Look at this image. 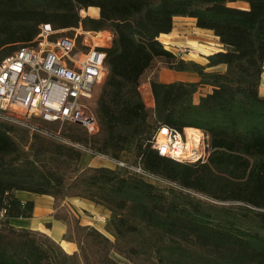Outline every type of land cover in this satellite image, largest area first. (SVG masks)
Returning <instances> with one entry per match:
<instances>
[{"label": "trees", "instance_id": "obj_1", "mask_svg": "<svg viewBox=\"0 0 264 264\" xmlns=\"http://www.w3.org/2000/svg\"><path fill=\"white\" fill-rule=\"evenodd\" d=\"M95 5L96 18L80 15ZM177 15L193 17L223 47L204 63L176 57L158 35L171 30ZM78 21L113 31L105 48L108 72L94 106L97 131L70 123L58 135L129 162L141 156L144 169L172 184L81 164L77 147L0 118V264H264V0H0V59L31 40L40 22L61 28ZM157 60L196 71L198 79L162 81L152 70L147 107L138 85ZM202 85L211 89L194 101ZM31 120L58 129L57 121ZM160 123L205 132L207 159L182 162L156 153L148 139ZM16 191L51 195L55 207L70 196L101 204L110 211L112 237L56 209L77 246L68 253L45 233L11 223L33 209Z\"/></svg>", "mask_w": 264, "mask_h": 264}, {"label": "built area", "instance_id": "obj_2", "mask_svg": "<svg viewBox=\"0 0 264 264\" xmlns=\"http://www.w3.org/2000/svg\"><path fill=\"white\" fill-rule=\"evenodd\" d=\"M104 31L87 29L81 21L76 26L61 28L40 22L31 40L21 43L0 59V118L17 122L29 131L38 130L58 137L92 157H102L115 168L128 169L158 184H172L144 169L141 156L135 162H129L124 158L95 152L84 143L41 128L31 120L36 117L60 124L74 123L88 134L97 131L94 106L108 72L104 61L105 48L110 45L112 38L111 32L108 35ZM191 48L188 44H180L170 50L176 57L184 58L194 53ZM156 127L148 139L149 146L156 153L177 161L183 155H191L193 148L185 127L179 130L162 123ZM161 130L163 134L159 137ZM205 145L207 159L210 153L207 134ZM4 213L5 208H0V216ZM99 218L104 219L103 216Z\"/></svg>", "mask_w": 264, "mask_h": 264}, {"label": "crops", "instance_id": "obj_3", "mask_svg": "<svg viewBox=\"0 0 264 264\" xmlns=\"http://www.w3.org/2000/svg\"><path fill=\"white\" fill-rule=\"evenodd\" d=\"M235 2V3H234ZM231 5L239 7H247V2L245 1H234ZM234 3V4H233ZM82 11V12H81ZM81 16L89 15L92 17H97L99 15V8L95 6H88L86 8H81ZM107 29V28H104ZM171 30L168 33H160L158 39L164 43V45L172 49L174 46L186 45L196 43L197 49L211 48L210 51L202 52L204 55L214 52L223 47L222 43L218 40V37L212 33L210 29L199 28L195 25V19L188 16H174ZM111 30V29H110ZM166 35V40H161L160 36ZM111 36H113V31L111 30ZM164 41V42H163ZM212 41L213 46L211 47L206 42ZM194 46V45H193ZM200 56L202 60L196 59L191 56H185V59H193L197 62L204 63L206 61L205 56ZM221 65L214 66L210 69H220ZM158 77L162 81H172V80H186V81H196L198 75L196 71L193 70H177V69H166L164 66H160L158 69ZM138 85L140 94L142 95L143 101L147 107L153 106V97L150 90V85L148 80H142ZM146 94L147 102L144 99L143 91ZM211 89L208 85L199 86L194 93V101L198 100L199 96ZM259 94L264 97V72L261 76V82L259 85ZM85 163L94 166H109L114 167V165L101 158L91 157L87 159ZM18 197L22 200L30 199L33 201V209L31 216L29 217H16L11 219V223L16 227H26L32 230L40 231L48 235L52 240L57 242L61 248L72 253L77 250V246L74 240L66 238L67 223L65 220L54 217V211L57 209L61 213L67 212L76 216L80 224H89L106 235L105 226L107 218L110 216V211L101 204L95 203L87 198L80 196H70L61 199L59 204L55 207L54 198L47 194H34L26 191H16ZM91 216H103L106 220H95ZM109 236V235H108ZM112 237V235H110Z\"/></svg>", "mask_w": 264, "mask_h": 264}, {"label": "rangeland", "instance_id": "obj_4", "mask_svg": "<svg viewBox=\"0 0 264 264\" xmlns=\"http://www.w3.org/2000/svg\"><path fill=\"white\" fill-rule=\"evenodd\" d=\"M235 3V2H234ZM233 3V4H234ZM82 12V11H81ZM162 40V39H161ZM166 40V39H165ZM164 42V41H163ZM208 45H210L211 47L213 46V43H212V41H208V42H206ZM192 48V50L194 51V53L191 55V54H189V55H187V56H191V57H194V58H196V59H200V60H202V58L200 57V56H203L204 54L203 53H201V51L202 52H207V51H210L211 50V48H207L206 49V47H205V49L203 50V49H197L195 46H197L196 45V43L194 42V43H192V45L191 44H189ZM194 45V46H193ZM205 56V55H204ZM160 66H164L166 69H173V68H169V67H167V65H165V63H163L162 61H160V60H157L153 65H152V67L150 68V69H148L147 71H146V73L144 74V76H143V78H142V80H146L147 79V77L149 76V74H150V72L152 71V70H154V69H159V67ZM140 85V84H139ZM141 89H142V91H143V88H142V85H141ZM143 93V96H144V99H145V101L147 102V99H146V94L144 93V91L142 92ZM148 103V102H147ZM67 125H68V123H62V124H58V129H56V133L57 134H59V132H60V130H62V129H65L64 131L65 132H67ZM57 138V137H56ZM81 153H82V156H81V164L83 163H85V161L87 160V159H90L92 156L90 155V154H88V153H86V152H83V151H81ZM93 219H95V220H106V218H104V219H100L98 216H91ZM108 219L109 218H107V222H106V226H105V228H107V229H105L106 230V232L108 233V235H109V237H110V235L112 234V231H111V227H110V225H109V223H108ZM113 255V254H112ZM113 257H114V259H116L117 261H119V262H125L126 260L123 258V257H121V256H119V255H113Z\"/></svg>", "mask_w": 264, "mask_h": 264}, {"label": "bare ground", "instance_id": "obj_5", "mask_svg": "<svg viewBox=\"0 0 264 264\" xmlns=\"http://www.w3.org/2000/svg\"><path fill=\"white\" fill-rule=\"evenodd\" d=\"M162 40L167 39L166 35H161ZM186 135L191 140V148L193 152L191 155H183L179 157V161L182 162H193V161H203L206 159V133L202 130H198L193 126L185 127ZM163 130L160 131L159 137L162 136ZM188 144V143H187Z\"/></svg>", "mask_w": 264, "mask_h": 264}]
</instances>
